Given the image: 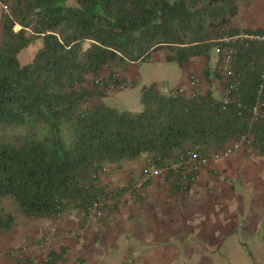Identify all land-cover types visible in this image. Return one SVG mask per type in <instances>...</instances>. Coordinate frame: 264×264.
Wrapping results in <instances>:
<instances>
[{
	"label": "trees",
	"instance_id": "obj_1",
	"mask_svg": "<svg viewBox=\"0 0 264 264\" xmlns=\"http://www.w3.org/2000/svg\"><path fill=\"white\" fill-rule=\"evenodd\" d=\"M241 3L250 6V0H0L7 10L0 17V202L12 201L28 220L58 219L69 210L87 219L92 201L105 198L98 181L110 167L143 156L164 165L186 151L210 156L239 143L264 158V122L251 117L264 102V42L233 39L264 36V28L233 25ZM224 39H232L233 50L227 79L215 53ZM27 48L32 59L21 65ZM157 52L180 68L204 60L207 91L169 97L152 84L141 89L137 112L102 104L108 83L118 84L116 69L151 62ZM213 79L222 93L237 79L238 104L224 107ZM14 227L13 214L0 210V231ZM58 259L50 253L42 264Z\"/></svg>",
	"mask_w": 264,
	"mask_h": 264
},
{
	"label": "crops",
	"instance_id": "obj_2",
	"mask_svg": "<svg viewBox=\"0 0 264 264\" xmlns=\"http://www.w3.org/2000/svg\"><path fill=\"white\" fill-rule=\"evenodd\" d=\"M254 1L250 0L251 10H255ZM239 7V14L233 20L235 27L264 28L260 12H252L250 17L243 19V10L241 5ZM256 7L264 9V0L256 2ZM164 58L162 52L152 55L153 62H165ZM130 66L132 64L122 65L120 76L133 83L129 77ZM191 70L193 67L188 64L183 84ZM178 81L173 85H150H181ZM212 89L217 95L216 84ZM145 158L123 163L121 171L140 167L139 171ZM138 171L125 172L126 183L119 187L123 188L122 193L112 188L120 184V178L104 179L102 186L112 192L115 200L102 219L77 222L81 215L76 212L77 218L73 221L72 216L70 220L64 217L49 226L33 229L22 225L20 229L16 226L1 234L0 264H18L15 258L4 256L5 250L18 245L13 250L20 249L24 239L35 236L50 238L51 251L45 258L50 253L59 255L55 264H174L179 257L194 259L200 264L206 262L207 257L229 258L226 250L230 247L264 246V158L253 156L242 146L216 166L214 175L199 173L183 196H177V186L159 179L132 192L130 186ZM255 240L260 243L254 244ZM46 247L47 244L42 248ZM31 251L29 254L34 258Z\"/></svg>",
	"mask_w": 264,
	"mask_h": 264
},
{
	"label": "rangeland",
	"instance_id": "obj_3",
	"mask_svg": "<svg viewBox=\"0 0 264 264\" xmlns=\"http://www.w3.org/2000/svg\"><path fill=\"white\" fill-rule=\"evenodd\" d=\"M256 2H260V0H256L254 1V9L255 10H251L250 6H247L245 3H241V9L243 10V19L244 18H248L251 16L252 12H260L259 15L263 16L264 18V9H262L261 7H256ZM5 7L3 5L0 4V17L2 14L5 13ZM240 18H238L237 22L239 21ZM242 19V18H241ZM243 19L241 21H243ZM18 27L15 28V30H17ZM34 50L27 48L23 51H21V53L19 54L18 58L19 61L21 63V65H26L28 64L33 56ZM211 66L212 67H216V63L215 60L211 61ZM187 67L188 65L180 68L179 66H177L174 63H167V62H141V63H137V64H132V66H130V75L129 77L131 78V81L133 80V87L132 88H128L122 91H117L114 92L112 94H107L106 98L101 99L100 101L102 102V104L112 107V108H116L120 111L123 110H129L132 112H137L139 110H141V103H140V96H141V89L143 88V86H147L150 85L151 83H156V84H169V85H173L176 81H178L181 85L185 82V80L182 81V77L186 76V72H187ZM190 67H193V70H191V74H189L188 77H195L198 78L200 83H201V87H200V93L204 94L208 87H209V83L204 79L203 76V71L205 68V61L202 59H195L193 61H191L190 63ZM124 68H122L123 70ZM120 68L116 69L115 72L116 74H118L120 76ZM200 70V71H199ZM201 73V74H200ZM175 76H179L180 78H174ZM121 77V76H120ZM91 83V79L88 80L85 84V86H90ZM212 83L217 85V97H219L220 95H222V90H221V85L220 83H218V81H216L215 79L212 80ZM219 95V96H218ZM217 166V165H216ZM216 166L214 167L213 170L205 172L206 174H213L216 171ZM140 168V167H139ZM139 168H124V171H121L123 169V167H121L120 169H111L109 170V172L106 171V173L100 177V180L98 181V187H103V183H104V179L107 177H112V179H119L120 180V184H117L116 186H113V190L116 188L118 193H122L123 188H119V187H124L123 185L126 183L124 180L125 177V172H128L129 170L133 171H138ZM120 170V171H119ZM140 171V170H139ZM138 171V173H139ZM130 173H128L129 176ZM131 175L135 176V173ZM120 191H119V190ZM0 210H2V212H10L13 214V216L16 219V226H18V228H22V225L25 226H31V228L35 229L38 227H45V226H49L51 224H55V220H61L62 218H67V220H70V216H72L71 221H73V219H76V211H72L69 210L67 213H64L61 215V217H59L58 219H38V220H28L25 219L23 217H21L17 211L16 205L10 201V200H4L0 202ZM81 215L80 218H78V220H76L77 222H80V220L83 222L87 221L85 220L84 216L82 215V213H79ZM105 215H103L100 219L104 218ZM255 230H257V225L254 226ZM7 232H3L0 231V236H2L1 234H5ZM264 235V234H263ZM45 237L43 238L42 236H35L34 238L31 239H24L23 244L25 243H30L31 244V252L33 255V259L36 262V264H42L45 260H46V255L48 254V252H50V243H48V247L46 248H42L40 247V242L44 241ZM254 244H259L260 240H255ZM264 243V241H263ZM20 246V245H18ZM16 246V247H18ZM16 247H12L9 249L16 248ZM5 250L4 252V256L7 258L8 256V250ZM11 251V250H10ZM227 252V257L229 255V258H226L224 256H220V257H216V256H212V257H207V261L206 262H202L200 264H262L264 263V246L260 247V246H256V245H248L245 244L244 247H230L229 249L227 248L226 250ZM174 264H196L194 262V259H190L187 260L185 258H176L174 260Z\"/></svg>",
	"mask_w": 264,
	"mask_h": 264
},
{
	"label": "built area",
	"instance_id": "obj_4",
	"mask_svg": "<svg viewBox=\"0 0 264 264\" xmlns=\"http://www.w3.org/2000/svg\"><path fill=\"white\" fill-rule=\"evenodd\" d=\"M5 12H7L6 9ZM233 39L264 42V36L255 34H241ZM230 40L232 39L222 40V47H219V49L215 51L216 54L222 55L220 70L225 79L232 76V73L229 71V63L231 61L233 50L227 45ZM104 78V75H100L95 79L94 83L96 85H100L102 84ZM113 78L118 80V84L115 85L113 83H108V86L106 87V92L108 94L132 88L133 86L132 82L122 80L116 73L113 75ZM237 84L238 81L235 79L231 84H229V86L224 88L221 98L222 105L224 107L230 103H237L235 96L232 95V93L237 89ZM200 87L201 83L198 78L188 77L187 82L183 85H160L156 87V90L159 95L169 97H176L180 95L197 97L201 95ZM237 106L239 107V105ZM251 114L253 123L257 121L264 122V102L257 103L252 108ZM242 146L243 145L241 143L230 145L222 151L214 153L210 156L200 155L199 153L193 151H186L179 154L175 161L164 165H157L150 157H146L139 173L135 176L133 182L131 183V191H139L148 182L153 179H159L167 181L169 185L176 184L180 189V191L177 192V196H183L188 190V185L195 181L196 176L199 173L213 170L216 165L222 163L231 155L239 151ZM114 198L115 197L112 195V192L108 190L105 194V198L92 201L91 206L86 212L87 219H100L104 215V212L112 207V202L115 200ZM49 242L50 238H45L44 241L40 242V246H45ZM30 251L31 244L25 243L20 247V249L9 251L8 255L15 258L18 261V264H36L34 259L29 254Z\"/></svg>",
	"mask_w": 264,
	"mask_h": 264
}]
</instances>
